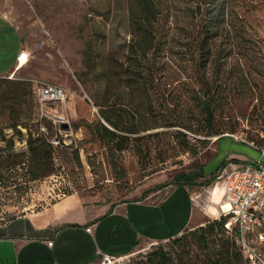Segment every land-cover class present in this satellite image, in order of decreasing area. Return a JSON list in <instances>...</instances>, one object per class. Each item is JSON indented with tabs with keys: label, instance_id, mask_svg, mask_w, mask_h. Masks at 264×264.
Wrapping results in <instances>:
<instances>
[{
	"label": "rangeland",
	"instance_id": "rangeland-1",
	"mask_svg": "<svg viewBox=\"0 0 264 264\" xmlns=\"http://www.w3.org/2000/svg\"><path fill=\"white\" fill-rule=\"evenodd\" d=\"M160 2V16L142 32L144 52L134 43L135 0L4 2L0 12L31 57L14 81L0 78V237L12 222L72 194L101 202L98 214L126 202L162 203L177 174H196L215 158L219 138L264 158V0L233 4L238 19L225 18V0H203L199 9L192 0ZM201 28L212 37L198 70ZM24 79L59 85L68 97L48 104L42 117L31 86L19 85ZM102 126L115 136L98 138ZM216 172L185 186L207 199ZM212 220L198 209L180 248L151 243L113 264H154L149 254L158 248L168 264H210L231 241L219 229L201 241L199 227Z\"/></svg>",
	"mask_w": 264,
	"mask_h": 264
},
{
	"label": "crops",
	"instance_id": "crops-1",
	"mask_svg": "<svg viewBox=\"0 0 264 264\" xmlns=\"http://www.w3.org/2000/svg\"><path fill=\"white\" fill-rule=\"evenodd\" d=\"M4 2L6 0H0V8ZM11 27L8 18L0 12V78L14 72L18 53L26 50L20 47L21 40L18 42ZM5 58L9 60L7 66L2 65ZM215 143L218 151L205 165V178L229 157L264 161L256 151L230 138H219ZM216 180L207 199L199 200L200 194L195 195L186 186H171L162 203H151L145 208V202H126L114 206L108 213L103 208L99 214L94 205L101 202L68 195L33 217L10 224L8 233L0 237V264H93L104 256H127L151 243L168 241L192 225L198 209L211 219L220 216L222 192ZM130 205L140 208L130 212ZM12 225L20 226V230L15 232ZM24 228L28 234L22 232Z\"/></svg>",
	"mask_w": 264,
	"mask_h": 264
},
{
	"label": "built area",
	"instance_id": "built-area-1",
	"mask_svg": "<svg viewBox=\"0 0 264 264\" xmlns=\"http://www.w3.org/2000/svg\"><path fill=\"white\" fill-rule=\"evenodd\" d=\"M29 59L30 53L27 50L20 51L16 57L15 70L9 78L12 79ZM31 81L37 88L36 98L42 117H48V104L64 102L68 97L67 91L59 85L40 80ZM250 164L241 166L228 162L219 170L216 180L222 192L219 209L220 215L229 217L225 228L231 230L235 226L236 241L248 264H264V232L260 230L264 223V161L256 159L250 161ZM114 261L104 256L101 264H113Z\"/></svg>",
	"mask_w": 264,
	"mask_h": 264
},
{
	"label": "trees",
	"instance_id": "trees-1",
	"mask_svg": "<svg viewBox=\"0 0 264 264\" xmlns=\"http://www.w3.org/2000/svg\"><path fill=\"white\" fill-rule=\"evenodd\" d=\"M192 1L197 3L196 7L198 9L203 4V0H192ZM227 2L229 6H227ZM225 3H226L225 14H224L225 18L226 16H228L229 18L238 19L240 13L237 12L233 8V4H239L242 6L243 4L251 5L250 4L251 0H225ZM230 4H232V8H229ZM160 5H161L160 0H135V6L138 11H136V13L131 16V18H132V24H133V33L135 34V38H134L135 48L139 52L145 51V49L143 48V45L146 43V38L143 36L142 32L144 31V33H146L147 26L153 25L156 19L160 16V13H161ZM248 9L247 11H249ZM137 16L141 17L142 20L141 21L137 20L136 19ZM138 34H139V40L137 39ZM200 35H203V38L200 41L199 46L197 47V49L199 50V54H200L199 61L197 62L198 70L203 68L206 61H208V56L205 55L204 57L203 53H205L204 47H205L206 41H208V39L212 37V34L209 32V30H206L204 28L200 29ZM205 54H208V52H206ZM8 81H14V80L10 79ZM18 82H19V85L21 83H27L31 86L32 95L35 101L38 103L37 98H36L37 88L34 86L31 79L18 80ZM38 105L39 104H37V106ZM202 106H203V109L205 110L208 123H211V120L213 117V111L210 107L209 102L207 100H203ZM38 112H39V108H38ZM105 119L109 121L107 117H105ZM14 128L17 129V125H15ZM95 129L97 131V128ZM102 129L105 132L104 137L101 136L99 132L97 133V137L101 138V140L104 141V139L107 138L108 136H115V132L112 130H109L105 126H102ZM228 162L238 163L237 160L228 161L224 159L223 162L218 167H216L217 170L221 169ZM205 169H206V166H203L197 170L196 174H193V175L184 174V173L177 174L173 180L174 186H185V185L193 184L195 178L205 177L204 175L206 174ZM213 179H214V176L210 175L208 178V181L213 180ZM228 218H229L228 216L220 215L218 218L213 219L212 222L208 223L206 226L199 227V230L201 232L200 238L202 242L206 241V238L204 237L205 233H207L208 231H210L211 233V231L215 229L222 230L230 237L231 241H233L231 242L227 238L226 242L220 245L221 250H219L217 253H215L211 257L210 264H248V261L242 255L240 247L236 241L237 231H236L235 226L231 227V230H227L225 228V224L227 223ZM186 238H187L186 234H182L180 236L178 235L174 238L169 239V241L171 242L172 246H174L175 248H180L182 242L185 241ZM149 255H150L149 258L154 259V264H168L169 254L163 248H158L156 251L151 252Z\"/></svg>",
	"mask_w": 264,
	"mask_h": 264
},
{
	"label": "bare ground",
	"instance_id": "bare-ground-1",
	"mask_svg": "<svg viewBox=\"0 0 264 264\" xmlns=\"http://www.w3.org/2000/svg\"><path fill=\"white\" fill-rule=\"evenodd\" d=\"M210 208H211V207H210ZM211 210H212V208H211ZM210 212H211V211H210ZM212 212H213V210H212ZM212 212H211V213H212ZM214 213H215V212H214ZM212 216H213V215H212Z\"/></svg>",
	"mask_w": 264,
	"mask_h": 264
}]
</instances>
